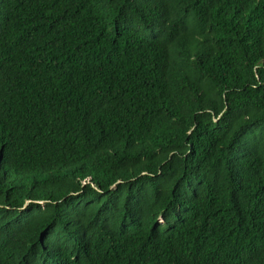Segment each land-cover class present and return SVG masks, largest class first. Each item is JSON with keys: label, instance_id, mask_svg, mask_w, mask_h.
I'll use <instances>...</instances> for the list:
<instances>
[{"label": "trees", "instance_id": "16d2710c", "mask_svg": "<svg viewBox=\"0 0 264 264\" xmlns=\"http://www.w3.org/2000/svg\"><path fill=\"white\" fill-rule=\"evenodd\" d=\"M0 264H264V0H0Z\"/></svg>", "mask_w": 264, "mask_h": 264}]
</instances>
